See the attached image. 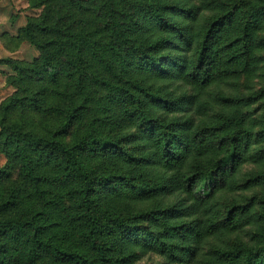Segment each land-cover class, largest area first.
<instances>
[{"label":"trees","instance_id":"obj_1","mask_svg":"<svg viewBox=\"0 0 264 264\" xmlns=\"http://www.w3.org/2000/svg\"><path fill=\"white\" fill-rule=\"evenodd\" d=\"M29 2L18 39L40 55L8 60L0 104V264H264L244 228L264 178L241 172L264 165V89L239 86L264 67V0Z\"/></svg>","mask_w":264,"mask_h":264},{"label":"rangeland","instance_id":"obj_2","mask_svg":"<svg viewBox=\"0 0 264 264\" xmlns=\"http://www.w3.org/2000/svg\"><path fill=\"white\" fill-rule=\"evenodd\" d=\"M216 1L236 2L240 0ZM42 10L43 8L31 7L29 0H0V104L16 91V88L8 82V78L14 74L8 60L32 62L40 55V51L35 45L27 40H19L18 36L20 30L27 25L28 18L39 16ZM251 74L246 73L242 76L239 84L241 94L258 93L264 89V67L255 74L254 78ZM6 164L7 157L0 150V168ZM241 172L242 174H261L260 176L264 178V165L262 168H258L255 164H247ZM246 193L251 199H254L253 210L255 213L252 216L251 224L244 228L251 231H255L256 227L260 226L264 228V218H261L264 217V183L244 192V194ZM260 215L261 217H259ZM232 238L239 240V235L236 234ZM142 262L159 264L162 260L155 255H146L142 258Z\"/></svg>","mask_w":264,"mask_h":264}]
</instances>
